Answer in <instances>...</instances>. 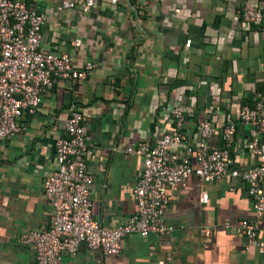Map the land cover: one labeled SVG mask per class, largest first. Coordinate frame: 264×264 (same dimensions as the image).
I'll return each mask as SVG.
<instances>
[{
    "label": "crops",
    "instance_id": "obj_1",
    "mask_svg": "<svg viewBox=\"0 0 264 264\" xmlns=\"http://www.w3.org/2000/svg\"><path fill=\"white\" fill-rule=\"evenodd\" d=\"M19 1L48 15L41 52L68 54L74 69L87 61L95 67L84 79L56 81L36 112L20 119L25 128L0 140V264L35 262L34 249L17 237L49 224L43 183L56 168L55 141L65 136L72 110L83 117L91 215L107 226L125 223L136 209L132 189L143 163L124 149L177 130L178 104L187 138L179 155L193 153L197 126L209 119L218 128L208 139L215 145L223 143L219 129L235 124V167L258 163L237 112L264 90V26L245 23L239 11L247 3L264 8V0H99L83 12L57 11L61 0ZM165 214L170 235L132 233L118 255L80 244L59 264H264L255 247L243 249V236L224 229L227 221L255 216L243 181L191 176L169 191ZM257 223L264 240V216ZM204 226L212 231L208 240L199 232Z\"/></svg>",
    "mask_w": 264,
    "mask_h": 264
},
{
    "label": "built area",
    "instance_id": "obj_2",
    "mask_svg": "<svg viewBox=\"0 0 264 264\" xmlns=\"http://www.w3.org/2000/svg\"><path fill=\"white\" fill-rule=\"evenodd\" d=\"M99 0H61L56 8L91 10ZM115 4L116 0H109ZM241 19L252 26H264V8L244 4ZM48 15L29 8L19 0H0V140L25 128L20 122L24 114L36 112L43 94L59 79H84L95 65L87 61L82 69H74L68 54L40 51L42 29ZM80 42L75 40L74 47ZM177 130L160 135L152 143L138 142L126 146V153L142 159L143 170L132 193L136 209L128 220L107 226L91 215L90 185L93 176L86 163L85 131L82 114L72 110L65 119V136L55 141L56 168L45 177L43 194L51 207L49 224L30 229L17 237L20 244L30 245L35 252L34 264H59L67 253L75 255L80 244L105 255H118L123 238L138 233L147 236L170 235L174 226L166 219L169 191L191 176L214 181L231 176L246 184L253 203L254 218L236 223H223L224 229L243 236V249L255 247L264 256V240L258 237L257 220L264 216V90L256 91L251 103L242 104L237 112L240 122L248 126L247 149L259 158L247 168H237L230 155L236 126L227 123L219 129L222 144L208 139L218 131L216 124L202 120L197 126L199 140L191 155H179L178 148L187 141L180 130L185 108H172ZM200 235L211 236L209 227H201Z\"/></svg>",
    "mask_w": 264,
    "mask_h": 264
}]
</instances>
